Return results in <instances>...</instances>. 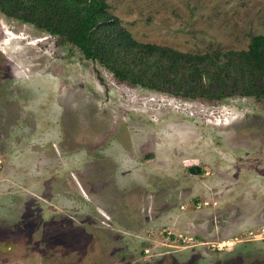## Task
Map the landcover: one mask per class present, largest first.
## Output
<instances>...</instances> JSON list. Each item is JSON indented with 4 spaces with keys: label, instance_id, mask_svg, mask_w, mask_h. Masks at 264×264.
<instances>
[{
    "label": "rangeland",
    "instance_id": "1",
    "mask_svg": "<svg viewBox=\"0 0 264 264\" xmlns=\"http://www.w3.org/2000/svg\"><path fill=\"white\" fill-rule=\"evenodd\" d=\"M105 2L220 62L264 35V0ZM0 264H264L263 103L118 81L0 12Z\"/></svg>",
    "mask_w": 264,
    "mask_h": 264
},
{
    "label": "trees",
    "instance_id": "2",
    "mask_svg": "<svg viewBox=\"0 0 264 264\" xmlns=\"http://www.w3.org/2000/svg\"><path fill=\"white\" fill-rule=\"evenodd\" d=\"M106 8L105 0H0L4 15L56 34L118 81L191 98L252 96L264 106V35H252L246 50L228 51L220 62V51L138 43Z\"/></svg>",
    "mask_w": 264,
    "mask_h": 264
}]
</instances>
